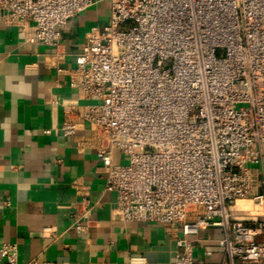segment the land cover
Masks as SVG:
<instances>
[{
	"label": "built area",
	"instance_id": "built-area-1",
	"mask_svg": "<svg viewBox=\"0 0 264 264\" xmlns=\"http://www.w3.org/2000/svg\"><path fill=\"white\" fill-rule=\"evenodd\" d=\"M107 1L109 23L92 28L68 70L89 103L65 107L64 135L90 124L116 217L180 227L170 264H204L195 237L211 225L223 230L228 264H264V193L253 177L254 165L264 176V0ZM96 2L0 0V8L7 24L32 23L34 41L59 46L60 29ZM80 204L77 233L93 211L87 198ZM238 204L258 218H234ZM0 264L51 263L21 262L17 244L5 242Z\"/></svg>",
	"mask_w": 264,
	"mask_h": 264
},
{
	"label": "crops",
	"instance_id": "crops-1",
	"mask_svg": "<svg viewBox=\"0 0 264 264\" xmlns=\"http://www.w3.org/2000/svg\"><path fill=\"white\" fill-rule=\"evenodd\" d=\"M109 20V2L97 0L60 29L59 46H50L33 40L34 24L24 29L7 24L0 8V247L16 243L21 262L170 264L178 250L179 226L116 217L117 196L105 190L107 169L90 124L84 122L71 138L61 129L68 104L82 111L89 103L70 84L68 70L81 61L86 35ZM124 159L116 150L115 160ZM253 177L264 193L260 165L253 166ZM84 198L93 211L88 223L81 218L87 229L77 233L70 226L75 213L84 211ZM231 210L237 219L258 218L250 204ZM222 236L219 226L202 228L195 258L228 264Z\"/></svg>",
	"mask_w": 264,
	"mask_h": 264
}]
</instances>
